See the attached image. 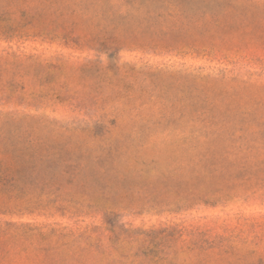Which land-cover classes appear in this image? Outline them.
<instances>
[{
	"label": "rangeland",
	"instance_id": "374dc122",
	"mask_svg": "<svg viewBox=\"0 0 264 264\" xmlns=\"http://www.w3.org/2000/svg\"><path fill=\"white\" fill-rule=\"evenodd\" d=\"M0 264H264V0H0Z\"/></svg>",
	"mask_w": 264,
	"mask_h": 264
}]
</instances>
